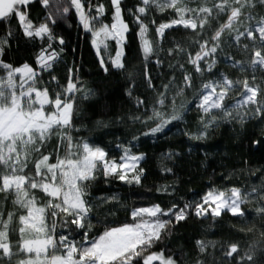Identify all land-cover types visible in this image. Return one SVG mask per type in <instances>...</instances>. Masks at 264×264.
Wrapping results in <instances>:
<instances>
[{"label":"snow or ice","instance_id":"snow-or-ice-1","mask_svg":"<svg viewBox=\"0 0 264 264\" xmlns=\"http://www.w3.org/2000/svg\"><path fill=\"white\" fill-rule=\"evenodd\" d=\"M33 3L47 10L39 22L30 17ZM110 5L109 24L103 19L107 14L105 5L94 0H0V23L9 25L0 35V193L5 201L11 197L12 205L22 210L5 213L0 208V264L5 261L7 264H177L166 248L152 249L189 214L215 220L228 212L233 217L244 218L243 205L251 198L258 201L257 215L264 216V183L250 191L237 186L224 190L212 188L197 203H172L167 208L160 204L135 207L130 211L131 223L107 227L89 238L93 228L92 182L102 175L105 180L114 177L127 185H140L145 173L141 165L145 154L134 153L130 145L121 142L116 145L122 153L117 162L99 144L86 139L73 141L77 94L87 100L93 93L81 86L80 77L75 75L78 68L68 69L66 85H60L53 74L64 51L56 45L65 44L53 28L59 18L70 12L74 14L82 30L91 35L90 43L100 67L108 73L126 68L124 49L131 31L124 17L127 11L138 28L136 35L145 61L144 79L154 90V77L148 73L147 65L154 57L152 62L158 68L165 66L160 55L165 50L160 42L166 30L183 28L194 34L186 45L177 42L166 50L168 57L187 56V63L193 69L186 71L179 62L167 65L173 72L177 68L182 72V85L176 88L175 95H182L186 88L192 87L194 74L202 78L206 73L210 75L201 80L191 101L177 106L173 99L172 111L167 113L162 108L168 93L176 87L173 74L162 85L163 90H157L159 107H153L150 115L145 112L144 119L134 117L147 128L140 136L166 135L169 126L182 121L192 108L199 112L200 125L197 132L184 133L192 140L206 138L207 130L220 122L243 125L249 120H264V77L257 82L256 75L258 70L264 72V15L255 13L258 6L264 7V0H138L128 9L123 7V0H110ZM153 11L172 14L166 22L157 24L154 18L149 22L155 26L156 44L149 37V23L145 22ZM13 19L23 38L34 44L40 42L34 57L35 68L28 62L15 66L2 59L10 41L18 38L10 27ZM245 39L250 44L242 43ZM109 41L115 42L114 55L109 52ZM234 45L243 52L251 47L250 59L245 62L231 55L220 56L224 47ZM190 48L196 50L192 52ZM221 59L242 73L250 71L251 77L232 80L223 72L217 74L213 70ZM44 72L50 81L42 79ZM50 82H56L59 88L54 96L50 95L49 87H38ZM128 94L131 96V91ZM144 105L145 100L138 98L137 108ZM53 135L59 137V142L55 161L50 162L53 153L44 154L41 149ZM139 138L134 136L133 140ZM61 145L65 147L63 156L58 154ZM34 154L39 155L34 158ZM173 155L169 152L166 157L171 159ZM29 165L34 171H26ZM162 171L171 173L172 169L164 167ZM157 191L167 193L168 189ZM37 193L45 199L41 200ZM99 199L102 204L119 202L116 195ZM58 228L62 231L58 232ZM74 232L82 238L77 239ZM11 234L18 235L15 243ZM261 236L264 237V232ZM196 245L201 253L208 247L202 240H197ZM220 252L229 264H264V259H257L258 252L264 257V240L249 244L244 251L239 243L228 242Z\"/></svg>","mask_w":264,"mask_h":264},{"label":"trees","instance_id":"trees-1","mask_svg":"<svg viewBox=\"0 0 264 264\" xmlns=\"http://www.w3.org/2000/svg\"><path fill=\"white\" fill-rule=\"evenodd\" d=\"M94 2L105 5L107 14L103 19L105 23L110 24L112 16L110 0H94ZM136 3L138 0H123V7L128 9ZM46 12L47 10L39 3H33L30 6V17L37 22L45 18ZM255 13L264 15V7L258 6ZM124 17L131 29L124 49L126 68L117 71L112 69L108 73L100 67L96 52L90 43L91 35L82 30L73 13L70 12L66 17L59 18L58 24L53 26L55 33L65 40L63 46L56 45L57 49L64 48L60 61L54 67L53 74L57 81L60 85H66L68 69L72 68L75 71L78 68L79 71L75 75L80 77L81 86L91 89L93 93L87 100L82 99L79 93L77 94L78 112L73 118V141L86 139L99 144L106 148L109 158H115L117 162H120L119 157L122 153L116 145L121 142L130 145L134 153L145 154V159L141 162L145 173L140 185H127L114 177L105 180L102 175L92 182L90 191L94 209L93 228L89 232L90 239L99 235L107 227L131 223L130 211L135 207L160 204L161 207L167 208L172 203L179 205L197 203L201 202L202 196L212 188L224 190L237 186L250 191L253 186L259 187L264 183V120H249L243 125L236 122H220L207 130L206 138L192 140L184 135L185 132H197L200 127L199 112L192 108L185 113L182 121L169 126L166 135L158 138L140 136V133L147 128L134 117L140 116L144 119L145 112L150 115L153 107H159L156 104L157 90L162 91V85L167 83L173 74L176 77V87L168 93V100L162 108L167 113L172 111L173 99L177 106L191 101L200 87L201 80L207 79L210 74L206 73L203 78L194 74L192 87L186 88L182 95H175L176 88L182 85V72L178 68L173 72L167 65L179 62L184 64V70L192 72L193 69L187 63V56L168 57L166 50L177 42L186 45L194 34L183 28H173L166 30L165 38L160 42V47L165 50L160 53L165 66L158 68L152 62L154 57L148 62L147 70L154 77L153 84L156 90L149 88L144 79L145 61L136 35L137 25L127 11ZM171 17L170 12L161 14L153 11L145 22L149 23L154 18L159 24L168 21ZM8 27L9 25L0 23V35L4 34ZM10 27L18 38L10 41V47L6 48L2 59L15 66L28 62L35 68L34 57L40 42L37 41L34 44L23 38L14 19ZM149 37L154 44L157 43L155 26L150 23ZM242 43H249V41L245 39ZM195 50L189 49L192 52ZM109 52L112 55L115 54L114 41H109ZM225 55H231L236 60L246 62L251 57V47L248 52L241 51L235 45L231 48L224 47L220 56ZM213 71L217 74L223 72L232 80H242L245 76L252 75L250 71L242 73L223 59ZM256 75L259 82L260 78L264 77V72L258 70ZM42 79L50 81L47 72L42 73ZM45 86L49 87L52 96L59 90L56 82L38 84L41 88ZM129 91L131 96L128 94ZM138 98L145 100V105L139 109L136 106ZM189 107H192L191 104ZM134 136L140 138L133 140ZM58 142L59 137L53 135L41 149L44 154L53 153L50 162L55 161ZM64 151L65 147L61 145L58 154L63 156ZM169 152L174 154L171 159L166 157ZM38 155L34 154V158ZM164 167L171 168L172 172H163ZM26 171H34L33 166L29 165ZM163 188H167L168 192L157 191ZM37 195L41 197V200L45 199L42 194L37 193ZM111 195L118 196L119 202L100 203L99 198ZM243 207L246 211L244 218L233 217L228 212L215 220L211 217L205 219L189 214L185 221L170 228V235H165L152 250L159 251L161 248H166L167 254L171 255L177 264H198L200 261L203 264H229L220 252L221 247L226 243L237 242L244 251L249 244L264 240L261 236L264 232V216L257 215L255 212L258 201L250 198ZM0 208L5 213L22 211L12 205L11 197L5 201L2 193H0ZM73 235H76L77 239L82 238L78 233L74 232ZM10 238L15 243L18 235L11 234ZM197 240L208 244L204 253L199 251L196 245ZM257 259H264V257L258 252ZM4 264L7 262L5 261Z\"/></svg>","mask_w":264,"mask_h":264},{"label":"rangeland","instance_id":"rangeland-1","mask_svg":"<svg viewBox=\"0 0 264 264\" xmlns=\"http://www.w3.org/2000/svg\"><path fill=\"white\" fill-rule=\"evenodd\" d=\"M249 43H250V42H249ZM248 51H249V50H248ZM115 71H117V70H115ZM39 198L41 199V197H39ZM57 231L60 232V231H62V229H59V228H58Z\"/></svg>","mask_w":264,"mask_h":264}]
</instances>
